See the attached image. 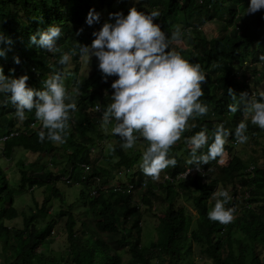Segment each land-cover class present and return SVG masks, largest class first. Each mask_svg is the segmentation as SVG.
Listing matches in <instances>:
<instances>
[{
  "label": "trees",
  "instance_id": "obj_1",
  "mask_svg": "<svg viewBox=\"0 0 264 264\" xmlns=\"http://www.w3.org/2000/svg\"><path fill=\"white\" fill-rule=\"evenodd\" d=\"M149 7L140 10H156L160 15L154 22L170 34V27L182 21L189 29L185 32L190 45L181 46L173 40L171 47L192 63H198L205 75L202 83L203 95L199 98L208 107L206 114L196 117L190 123L194 128L186 129L169 151L176 159L175 166L161 171L162 181L146 176L139 167L143 151L148 142L142 137L129 149L121 147L123 141L118 135L102 131V115L111 102V84L98 75L76 84L80 92L76 109L79 120L70 119L64 142H41L38 133L42 125L27 135L7 141L2 153L11 159L18 148L37 154L46 159L39 171L29 174L21 170L22 184L14 186L0 165V264H264V161H247L236 151L234 135L237 124L247 123V141L261 145L264 129L251 124L246 117L244 103L240 96L247 93L250 97L258 93L256 87L238 75V65L252 71L254 77L264 79V61L259 60L264 53V9L255 14H246L250 0H145ZM94 8L100 13L119 12L113 0H0V32L10 37L12 43L0 44L6 55L0 56V67L6 76L19 77L27 74L30 86L41 89L43 81L56 72L64 75L58 63L61 54L69 53L78 65L81 56L77 49L78 41L87 45V39L98 31L107 21L100 15L99 23L89 26L85 23L87 13ZM109 20V19H108ZM215 22L223 36L209 39L203 28L196 24ZM52 24L60 26L62 35L54 51L49 52L30 42V36ZM83 29V31H80ZM75 50V51H73ZM20 62L15 63L14 58ZM231 88L236 94L234 101L228 94ZM10 94H0V136L7 131L28 127L36 120L35 110H26L23 120L15 116V106L6 100ZM100 101L101 104L98 103ZM229 103H237L236 112L228 110ZM101 106V114L95 111ZM75 111V112H76ZM115 121H111L109 124ZM223 123L230 135L225 143V152L202 164L197 170L195 165L186 161L190 147L185 137L206 129L212 142V133L217 124ZM101 127V128H100ZM101 130V132H100ZM95 136L98 137L96 141ZM114 140L113 153L117 161H105L101 165L94 157V150L105 147ZM204 145L197 154L207 152ZM264 155V147H263ZM65 153L66 164L60 170H48L53 164L52 153ZM100 160V159H99ZM111 161V160H110ZM89 164L92 171L83 172L82 165ZM195 169L187 178H179L187 170ZM125 170V175L118 172ZM163 174V175H162ZM69 175L73 184L88 188V210L80 218L74 206L63 204L58 215L64 224L66 239L59 246V253L53 247L54 232L57 224L54 218L43 226L38 222L40 214L30 216L19 213L17 204L27 189L51 188L54 198H63L56 183ZM85 176V179H82ZM99 176L103 184L111 179L132 184L131 192L111 189L110 193L91 196V178ZM168 176V178H167ZM53 185V186H51ZM21 188L19 190L18 188ZM227 190L231 199L225 207L234 208V218L227 224L210 220L208 211L215 204L214 192ZM243 192L240 204L239 194ZM82 194H84L82 192ZM83 196V195H82ZM41 213L45 211L49 198H45ZM186 199L197 214L186 212L178 202ZM164 206L163 215L156 223L157 239L150 245H143L142 220L145 211L155 209V204ZM155 211V210H154ZM20 216L24 218L21 226L12 225ZM45 248V252L40 251ZM129 258L124 261L122 253ZM201 254V256H200Z\"/></svg>",
  "mask_w": 264,
  "mask_h": 264
},
{
  "label": "clouds",
  "instance_id": "obj_2",
  "mask_svg": "<svg viewBox=\"0 0 264 264\" xmlns=\"http://www.w3.org/2000/svg\"><path fill=\"white\" fill-rule=\"evenodd\" d=\"M138 2L139 0H134L126 15L123 12L109 13V20L98 31L93 32L95 38L90 41L91 44L84 45L78 41L76 47L82 59L90 60L93 56L97 58L98 68L105 81L108 77H117L111 84V90L114 91L111 102L103 111L101 127L107 128L114 120L111 132L120 137L123 141L121 147L124 149L132 148L141 137L146 140L148 146L142 153L139 167L146 176L157 179L162 170L176 165V159L169 156L171 146L181 139L186 129L195 127L194 123H190L191 120L208 111L207 105L199 99L203 95L201 85L205 81V75L198 63L190 62L180 52L172 49V41L178 38V33L167 34L159 23L154 22L160 13L156 10H140L135 6ZM262 9L264 0H250L245 13L255 14ZM99 21L100 13L94 8L90 9L85 23L91 26ZM61 35L60 26L52 24L33 33L30 42L52 52ZM11 43L10 37L0 32V44ZM4 55L6 49L0 47V56ZM69 59V53H63L58 63L67 64ZM259 60L264 61V53L260 54ZM14 61L19 63L20 58L15 57ZM28 80L27 74L19 77L6 76L0 67V94H10L6 100L15 106V116L20 120L26 118V110H35L37 119L31 123L39 120L42 123L33 129L42 125V129L47 130L39 131L38 139L41 142L47 139L63 143L68 134L71 113L77 109L75 100L69 96L65 87L64 75L54 73L43 81L41 89L29 86ZM228 94L236 100V94L231 88H228ZM240 96L246 98L242 99L245 116H250L251 124L264 129V90L253 93L250 97L247 93H241ZM227 107L229 111L236 112L238 104L229 103ZM30 127L31 124L5 134L22 132L16 136L20 137L29 134L33 130ZM246 130L245 121L237 124L234 135L238 142L247 141ZM229 135V131L220 123L213 130L210 144L206 129L185 137L190 147L186 163L195 165L199 170L202 164L222 157ZM206 144L207 152L197 154ZM89 166L92 171V166ZM66 180L68 183L73 182L70 176ZM110 181L115 182V179ZM89 189L91 194V186ZM213 195L216 198L215 204L208 211V218L223 224L231 222L235 209L225 207L231 199L229 192L219 190Z\"/></svg>",
  "mask_w": 264,
  "mask_h": 264
},
{
  "label": "rangeland",
  "instance_id": "obj_3",
  "mask_svg": "<svg viewBox=\"0 0 264 264\" xmlns=\"http://www.w3.org/2000/svg\"><path fill=\"white\" fill-rule=\"evenodd\" d=\"M114 8L119 11L123 12L125 15L127 14L128 10L133 6L134 0H113ZM135 6L138 9H143L145 7H149V5L146 3L145 0H139L138 3L135 4ZM100 15L103 16L106 20L109 19V13H107L104 10H100ZM197 28H203L202 31H204V34L211 39L212 37H222L223 32L219 29V24L215 22H208L206 24H196L194 25ZM100 29V28H99ZM98 29V30H99ZM189 28L182 23V21L176 22L174 25L170 27V33L176 32L178 33V38L174 40L176 44H180L181 46L190 45L189 39L187 38V34L185 33ZM95 37L91 35L87 40V45L91 44L90 41H92ZM74 60L71 58L67 62V64L62 65V69L64 72V83L65 87L68 91V94L71 98H73L78 104V100H76L79 97L80 92L77 90L76 84L78 82L86 81L90 78H97L98 75H101V72L98 68V60L95 56L91 57L90 60H85L81 58V62L76 65L77 63L73 62ZM244 64L238 65V75L242 80H246L247 83H251L253 86L256 87V90L259 92L261 90H264V79L260 77H254L252 71L248 70ZM70 73V75H69ZM21 75H23L21 73ZM113 77V76H111ZM110 77V78H111ZM29 85V83L27 82ZM30 86V85H29ZM99 104L100 101H98ZM78 107V105H77ZM77 111L74 113H71V118L74 120H79L80 118L78 115L76 116ZM1 125V122H0ZM113 123L109 124L107 128L102 127V131L110 134L111 128ZM101 128V127H100ZM101 132V130H100ZM95 140H98V137L95 136ZM114 140L108 141L105 144V147L97 150L96 153H94V157L99 161L98 164L101 165L105 161L104 158H106L107 162H115L117 161V156L113 153V145ZM261 145H256L253 142L246 141L244 143L239 142V146L236 147V151L240 152L243 155V158L247 161L251 160L256 161L257 159L259 163H262L264 161V155H263V147H264V141H260ZM137 149H140L144 151L145 149L143 147H137ZM53 156V162L54 166L48 165V170H52L53 172L59 171L61 168L56 167L58 164L64 166V163L67 160L66 154L63 152L61 154H58L56 152L52 153ZM37 154L28 152L24 149H16L14 151L13 156L11 159H7L0 154V165L2 166L3 171L5 172V175L7 178L10 179L11 183L14 186H21L22 184V175L21 170L27 171L29 174H32L36 171H39L40 166L45 163L46 159L37 158ZM100 159V160H99ZM111 160V161H110ZM66 164V163H65ZM163 175V174H162ZM69 177V175H65V177H62L60 181L56 183V187L60 189V192L63 194V198H54L51 194V188L47 187L46 189H30L28 188L27 193H24L21 198H18L17 204L19 208V213L22 215L30 216L32 213L40 214L38 216V222L41 226H43L49 219L54 218L57 220V228L53 230L54 232V244L53 247L59 253L58 247L63 246L64 241L66 239V232L64 229V224L60 222V216L58 215V212L60 210L63 204L66 205H72L74 206V210L78 213V216L80 218H86L88 217L85 215L86 210H88V205L86 204V201L88 200V193L86 190L88 188H85L82 184H73V182L68 183L66 178ZM116 179V178H115ZM118 179V178H117ZM116 179V180H117ZM163 178L159 175L158 181H162ZM123 183H126V178L123 177L122 179ZM53 186V185H51ZM21 190V188H18ZM82 192L84 194H82ZM243 192H241L239 196L240 204L243 202ZM83 195V196H82ZM45 198H49V203L46 205L45 211L41 213L40 210H42L41 206L44 205ZM184 206L186 209V212L188 214L196 215L197 212L192 206V204L187 201L186 199L179 201L178 206ZM66 208V207H64ZM155 210V211H154ZM152 211H145L144 217L142 220V226H143V233H142V243L143 245H150V243L157 239V227L156 223L158 221V218L163 215L164 206L161 204H155V209ZM24 222V218L20 216L17 220L12 222V225L15 226H21ZM45 248H41L40 251L45 252ZM123 260L126 261L129 256L126 252L122 253ZM201 256V254H200Z\"/></svg>",
  "mask_w": 264,
  "mask_h": 264
},
{
  "label": "built area",
  "instance_id": "obj_4",
  "mask_svg": "<svg viewBox=\"0 0 264 264\" xmlns=\"http://www.w3.org/2000/svg\"><path fill=\"white\" fill-rule=\"evenodd\" d=\"M116 78L117 77H115V79ZM95 111L97 113L101 114V106L99 104L96 105ZM40 123H42L40 120L31 123L30 129L35 128ZM21 133L22 132H17L16 131V132H12L11 134L1 135L0 136V153L4 150V145H5L7 140H9L12 137L19 136ZM238 143L239 142L236 140L235 144L238 145ZM82 167H83L84 173L89 176V174L91 172V167L89 165H83ZM194 170L195 169H191L190 171L187 170L185 173H182L179 176V178H187L190 173L194 172ZM118 173L123 176V175H125L126 171L123 170V171H120ZM167 178H168V176H167ZM83 179L87 180L85 178V176H83ZM88 181L92 182V185H91V196H96V195H98L100 193L108 194V193H110L111 189H116V190H119V191H128V192H131L134 189V186L132 184H129V183L111 182L110 181L109 183L103 184V181L101 180V177H99V176H95V177L91 178ZM69 182H71V181L69 180Z\"/></svg>",
  "mask_w": 264,
  "mask_h": 264
}]
</instances>
